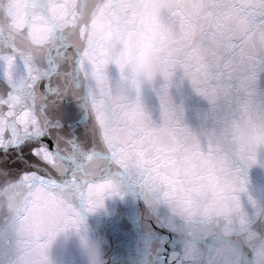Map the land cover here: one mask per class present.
Here are the masks:
<instances>
[{"label": "snow or ice", "instance_id": "obj_1", "mask_svg": "<svg viewBox=\"0 0 264 264\" xmlns=\"http://www.w3.org/2000/svg\"><path fill=\"white\" fill-rule=\"evenodd\" d=\"M161 14L177 39L161 58L154 117L144 100L132 103L122 73L138 49L150 53L143 30L165 35ZM239 71L264 80V0H0V182L23 171L0 190L11 217L7 264H49L51 241L83 222L76 205L94 212L125 182L158 200L159 184L174 186L182 171L189 174L176 158L184 120L173 89L187 83L207 99L235 89ZM66 96L82 98L92 117L82 143L46 126L49 109ZM241 171L250 177L251 169ZM249 204L254 211L256 201ZM216 227L240 264H249L257 232L243 217ZM172 264L193 261L178 253Z\"/></svg>", "mask_w": 264, "mask_h": 264}, {"label": "clouds", "instance_id": "obj_2", "mask_svg": "<svg viewBox=\"0 0 264 264\" xmlns=\"http://www.w3.org/2000/svg\"><path fill=\"white\" fill-rule=\"evenodd\" d=\"M160 24L163 37L161 31L143 30L142 39L151 45L149 55L142 57L138 49L123 67L122 78L133 104L145 100L158 87L163 76L161 58L177 39L163 14ZM232 78L237 83L235 89L225 88L203 98L212 113L206 126L195 129L183 123L177 130L176 158L189 174L182 171L174 186L159 184L157 202L170 210L178 233L188 232L189 244L182 255L189 262L200 254L201 264H240L228 239L218 234L217 220L238 223L243 217L246 227L255 231L256 218L249 204L252 181L241 169L256 168L264 153V92L243 71L234 72ZM249 156L255 162L249 161ZM212 233L217 235L205 243L202 237ZM247 260L249 264H264V233H257L251 242Z\"/></svg>", "mask_w": 264, "mask_h": 264}, {"label": "water", "instance_id": "obj_3", "mask_svg": "<svg viewBox=\"0 0 264 264\" xmlns=\"http://www.w3.org/2000/svg\"><path fill=\"white\" fill-rule=\"evenodd\" d=\"M258 88L264 92V80L259 81ZM173 97L176 104L182 107L183 120L188 126L200 129L212 119L211 109L206 101L195 94L187 83L174 88ZM250 179L252 187L264 199V153L260 154L257 167L251 170Z\"/></svg>", "mask_w": 264, "mask_h": 264}]
</instances>
